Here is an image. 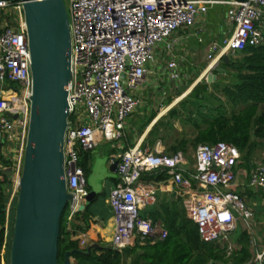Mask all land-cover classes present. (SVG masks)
I'll use <instances>...</instances> for the list:
<instances>
[{"label":"built area","instance_id":"2783aa9c","mask_svg":"<svg viewBox=\"0 0 264 264\" xmlns=\"http://www.w3.org/2000/svg\"><path fill=\"white\" fill-rule=\"evenodd\" d=\"M70 34V73L67 83V126L63 137V166L67 200V220L86 204L89 191L87 176L78 162V148L92 150L100 141L118 139L124 123L135 110L139 98L133 90L142 84L147 63L154 58L160 44L172 49V34L188 28L199 14L212 5L226 6L232 24L230 34L220 42L211 43L215 61L222 55L242 50L247 44L264 40L259 22L264 17V0H67ZM18 17L1 15V10ZM10 14V13H9ZM0 168H11L10 189L6 204L18 191L29 119L31 70L30 51L24 24L22 2L0 0ZM201 40V37H198ZM218 63V62H217ZM216 63V64H217ZM215 65V64H214ZM167 66L174 69L172 58ZM9 81H17L16 87ZM82 106L85 114L70 118ZM11 114H21L13 117ZM135 143L119 149L115 182L107 195L113 212L114 229L110 247L122 250L149 236L163 239L167 232L139 209L153 198L150 188L138 184L145 172L164 171L183 199L187 217L197 226L199 238L211 242L227 239L237 219L248 223L252 215L242 196L231 188L234 167L241 152L231 142L218 140L196 145L194 162L182 150L166 152ZM249 185L264 188V163L257 164L249 176ZM85 240L79 239L83 244ZM228 250L230 248H227ZM264 258V247L256 252ZM1 262L2 258H1ZM0 262V264H1Z\"/></svg>","mask_w":264,"mask_h":264},{"label":"trees","instance_id":"16d2710c","mask_svg":"<svg viewBox=\"0 0 264 264\" xmlns=\"http://www.w3.org/2000/svg\"><path fill=\"white\" fill-rule=\"evenodd\" d=\"M17 1L19 0H11L12 4ZM9 13V11L1 10V15L9 16ZM238 54L236 56L229 54L228 61L220 60L212 70L216 73L221 66L230 73L229 82H225L220 90L230 105H241L237 111H230L227 115L222 99L215 93L208 92V83L202 79L177 103L178 105L172 106L167 114L180 117L182 121L192 124L196 129L191 139L194 147L202 142L214 143L224 140L236 145L241 152V157L249 159L252 148L256 144V141L251 139L252 134L264 137V40L256 45L247 44L238 51ZM8 83L13 87L15 85L13 81ZM214 84L220 85L219 79ZM155 113V111L151 112L146 123L151 121ZM158 121L148 130L142 144L146 141L154 143L155 139H150V136L154 134ZM187 142V139H180L170 146V152L184 150ZM78 149L81 155L80 164L88 176L94 156L90 150ZM0 162H6L1 150ZM149 173L156 180L168 178L164 171ZM10 183V177L4 173L3 168H0V249L5 240V230L7 229L8 235L7 248L12 235L11 211L8 210L6 217ZM12 204L14 206L16 204L15 197ZM89 205L90 203L85 209L76 212L69 221L67 220L68 209L65 205L59 219L58 261L62 262L65 252L70 251V258L78 263L121 264L125 252L130 250L129 247L122 250L113 249L103 244L100 237L88 245L80 246L79 240L71 237L72 230L73 232L86 230L93 222V213ZM159 216L163 220L166 236L155 240L154 243H147L134 264H205L210 259L227 262L231 258L234 260L233 263L237 264L251 254L250 236L243 230H236L234 236L239 248L231 249L227 253L225 244L220 245L217 240L206 242L199 238L196 224L187 217L183 208L180 209L177 205L174 208H165L163 214ZM68 225H71V231L67 229ZM5 264H8V255L5 257ZM260 264H264V258Z\"/></svg>","mask_w":264,"mask_h":264},{"label":"water","instance_id":"95a60500","mask_svg":"<svg viewBox=\"0 0 264 264\" xmlns=\"http://www.w3.org/2000/svg\"><path fill=\"white\" fill-rule=\"evenodd\" d=\"M21 2L30 51L31 94L8 263L71 264L70 251L65 252L62 262L57 259L59 219L71 197L63 166L67 83L71 77L67 13L63 0ZM221 60L228 61V54ZM215 77L213 72L206 74L209 82ZM107 163V157L94 159L87 176L90 188L86 204L79 210L100 193L105 177L116 176V160ZM4 173L10 176L11 168H5Z\"/></svg>","mask_w":264,"mask_h":264},{"label":"crops","instance_id":"0c3cea01","mask_svg":"<svg viewBox=\"0 0 264 264\" xmlns=\"http://www.w3.org/2000/svg\"><path fill=\"white\" fill-rule=\"evenodd\" d=\"M12 16L14 18L18 17L17 9L14 10V15L10 12V19ZM1 24L2 22L0 20V26ZM259 25L262 33H264V17L259 22ZM232 27L231 22L226 16V6L216 4L210 6L204 14H199L192 26L179 28L173 32L171 36V52H168L163 44L156 46L154 48L153 60L147 63V72L142 84L133 90V94L140 101L137 108L128 115L124 123L123 135L116 142L103 144L101 148L98 146L104 140L100 141L96 146L98 148L93 151L94 159L98 156L107 157L109 163L110 158L119 149L135 143H143L150 126L153 125L158 114L162 113V111H168L174 106V103L176 104L177 101L179 102L185 97L191 88L206 76L207 72H213L212 70L218 65L217 62L220 60L215 61L214 58L216 57L211 56L213 54L211 51V43L214 41H222L223 38L230 34ZM198 37H201V40H198ZM172 58L176 61L175 69L178 72L176 78L171 76V72L174 69H170L167 66L168 61ZM214 64L216 65L214 66ZM174 91L177 94L175 99L172 100L174 98L172 92ZM179 94H181L180 96L186 95L180 97ZM156 104H160L159 111L155 113L151 121L146 123L145 120L147 121L151 113L150 109ZM143 122L146 124L143 125ZM254 136L251 139L256 141V144L252 148L251 155L249 159H244L243 157L238 159L234 167V181L231 184V188L242 196L245 205L251 209L252 215L248 218L247 224H239L237 222L235 229L230 231L227 239L217 240L220 245L225 244L226 248H230L229 250L227 249V253H229L231 249L239 248V245L234 240L236 230H243L250 236L251 254L237 264H257L256 252L264 247V188L252 187L248 182L252 169L260 162V160L256 159L257 150H260L264 146V140H259V137L254 139ZM157 142L161 143L160 141ZM144 145L153 147L154 144L146 141ZM191 166L192 164L189 163L188 167ZM115 180L116 178L113 176L105 177L102 180L100 193L95 196L89 205L94 220L88 229L73 232L71 225L67 226L69 231L72 230V238L77 240L83 238L85 240L83 244L79 243L80 246L88 245L98 237L101 238L103 244L110 246L114 222L112 209L107 202V195ZM138 184L150 188L153 194V198L142 205L139 212L143 216L150 217L155 224H160L163 227V220L159 215L163 214L165 208H174L177 205L180 209L183 208L185 210L182 196L170 178L156 180L151 173L145 172L139 178ZM88 188H90L89 185ZM9 192H11L10 187ZM238 221L243 222L242 219ZM6 235L7 229L5 230V237ZM6 241L7 238H5L0 249V255L4 264L7 253ZM154 242L153 237L149 236L144 242H137L133 246H130V250L125 252L121 264H134L139 258V254L144 251L145 245ZM70 260L71 264H86L78 263L73 258H70ZM233 261L232 258L228 259L227 262L210 259L205 264H234Z\"/></svg>","mask_w":264,"mask_h":264},{"label":"rangeland","instance_id":"374dc122","mask_svg":"<svg viewBox=\"0 0 264 264\" xmlns=\"http://www.w3.org/2000/svg\"><path fill=\"white\" fill-rule=\"evenodd\" d=\"M63 3H64V6H65V10H66V13H67V19H68V22H69L68 2H67V0H63ZM229 54L230 55L232 54L234 56L239 55L238 51H236L234 53L230 52V53H228V58H229ZM219 67L220 68H219L218 72H216V73L213 72L214 74H216V77L213 80V82H217L218 79H219V84L220 85L215 86V84L212 81H210V82L207 81L206 80V76H204L202 79H204L208 83V88H207L208 92H213V93H215L216 95H218L222 99V101H223V103L225 105V109H226L225 112H226L227 115H229L230 111H237L238 108L241 105H237V106L230 105L229 102L227 101L226 97L222 94V92L220 90V87L223 86L225 82H229L230 73L228 71H226L225 68H223L221 66H219ZM13 83L15 84L14 87H16L19 84L17 81H13ZM176 94H177L176 91L172 92V95L174 97V98H172V100L175 99ZM181 94H179V96ZM185 95H182V96H185ZM182 96H180V97H182ZM177 103H178V101H177ZM177 103L176 104L174 103V105H178ZM159 107H160V104H156L150 110L152 112V111H154V109H156L155 112H157V111H159L158 110ZM84 114H85V111L83 110V107L80 106L78 108V113H75L72 116L70 115V118H73V119L75 118L76 119L77 115L82 116ZM148 115H149V113H148ZM157 120H159V121L155 125L156 127H155L154 134L150 136V139L151 138L155 139V142L153 144H155L156 141H160L161 143L158 144L159 148H163L164 151L170 152L171 150L169 148H170V146L172 144H176L180 139H187L188 140L187 145H186L185 149L182 150V151H183L185 157L187 158L188 162L190 164H193V162H194V156L193 155H194L195 147L191 144V139L195 135L196 129L192 126V124L190 122L182 121V119L180 117H174V116L168 115L167 111H162V113L158 114V116L156 117L154 123ZM145 122H146V120H145ZM145 124L146 123H144L143 125H145ZM151 126H150V128H151ZM145 128H146V126H145ZM253 135L254 134H252V136ZM256 137L257 136H254V139ZM261 139L264 140V137H259V140H261ZM116 140L117 139L108 140L107 142L103 141V143L101 142L98 147L101 148L103 144L105 145V144H108V143L109 144L110 143H114V142H116ZM97 148L95 146L94 149L90 150L92 152V154H93V151L96 150ZM93 156H94V154H93ZM256 159L260 160L261 163H264V146H262L260 150H257ZM80 160H81V155L78 152V162L79 163H80ZM16 196H17V192L13 196V198L11 199V201L9 203V211H11V213H12V225H13L14 213H15V206L12 204V200L14 199V197L16 198ZM7 203H8V200H7L6 204ZM11 207H12V209H11ZM238 220L239 219H237V222L239 224H244V223L247 224L244 221L240 222ZM247 226H245V227H247ZM247 228H249V227H247ZM5 238H7V241H8V235H6ZM9 247H10V245H8V248L6 247V252H7L6 255H8V260H9ZM1 264H4V262H1Z\"/></svg>","mask_w":264,"mask_h":264}]
</instances>
